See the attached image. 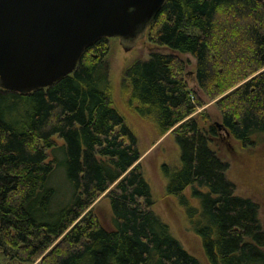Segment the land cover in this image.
I'll return each instance as SVG.
<instances>
[{
	"label": "trees",
	"instance_id": "trees-1",
	"mask_svg": "<svg viewBox=\"0 0 264 264\" xmlns=\"http://www.w3.org/2000/svg\"><path fill=\"white\" fill-rule=\"evenodd\" d=\"M147 35L171 52L133 63L125 81L163 132L174 128L182 165L169 175V193L196 182L209 188L193 195L204 200L196 231L213 264H264L259 206L234 194L229 163L209 146L219 129L244 144L264 131V0H166ZM107 39L49 87L0 86V249L16 264H201L150 209L137 137L109 99ZM208 100L222 126L207 132L194 113ZM59 166L68 202L53 184ZM105 192L111 229L93 207Z\"/></svg>",
	"mask_w": 264,
	"mask_h": 264
},
{
	"label": "rangeland",
	"instance_id": "rangeland-1",
	"mask_svg": "<svg viewBox=\"0 0 264 264\" xmlns=\"http://www.w3.org/2000/svg\"><path fill=\"white\" fill-rule=\"evenodd\" d=\"M147 33L148 31L144 36L138 38L128 50L123 45L120 37H107L109 53L104 59V65L109 80V99L112 105L123 115L127 125L137 137L141 153L139 163L143 175L150 185L154 200V204L150 209L170 226L172 234L188 252L199 259L201 264H213L204 241L196 231L197 221L200 220V214L204 210V205H202L204 200L201 201L193 195V188L203 192H208L209 188L196 182L182 192L184 198H182V195L169 193V175L174 174L182 165L181 147L176 140L174 128L163 132L156 114L142 111V104L136 98H132L125 81L126 69L133 63L150 59L154 52L164 54L171 52L168 48L152 43ZM188 57L190 63L187 67V73L190 76L194 61L191 62V57ZM190 85H194V83L190 82ZM194 116L201 128L207 132L212 125L222 122L221 111L216 104V100H208L206 105L194 113ZM218 134L219 136H210L209 146L217 152V155L223 161L229 163L227 178L235 186L234 194L249 198L258 204L259 219L264 231V131L253 134V141L248 144L226 138V133L222 129H219ZM223 138H225V142H229L231 148L226 147V144L221 141ZM55 139L59 144L63 143L58 136H55ZM57 169V173L58 171L59 173L54 175L53 184H56L59 190V200L68 202V198L72 195V188L67 169L65 166H59ZM117 182L113 183L111 188ZM93 207H96L102 223L111 229L113 212L107 192L97 199ZM193 208L196 209L197 213L192 211ZM258 250L261 251L259 248ZM262 251L264 252V247ZM219 261V264H223L221 263V257H219ZM0 264L16 263L6 259L0 249Z\"/></svg>",
	"mask_w": 264,
	"mask_h": 264
},
{
	"label": "water",
	"instance_id": "water-1",
	"mask_svg": "<svg viewBox=\"0 0 264 264\" xmlns=\"http://www.w3.org/2000/svg\"><path fill=\"white\" fill-rule=\"evenodd\" d=\"M165 1L0 0V86L21 93L49 87L102 37H120L128 50Z\"/></svg>",
	"mask_w": 264,
	"mask_h": 264
},
{
	"label": "flooded vegetation",
	"instance_id": "flooded-vegetation-1",
	"mask_svg": "<svg viewBox=\"0 0 264 264\" xmlns=\"http://www.w3.org/2000/svg\"><path fill=\"white\" fill-rule=\"evenodd\" d=\"M224 144H226V147L231 148L228 141L225 142V138L221 140Z\"/></svg>",
	"mask_w": 264,
	"mask_h": 264
}]
</instances>
